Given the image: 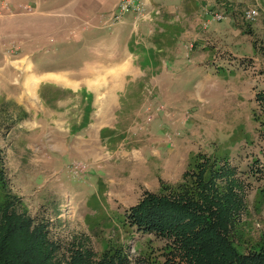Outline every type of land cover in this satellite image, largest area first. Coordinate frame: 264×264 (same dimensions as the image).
<instances>
[{"label": "rangeland", "instance_id": "rangeland-1", "mask_svg": "<svg viewBox=\"0 0 264 264\" xmlns=\"http://www.w3.org/2000/svg\"><path fill=\"white\" fill-rule=\"evenodd\" d=\"M252 9L257 14L250 20L246 14ZM244 14L249 26L262 16L257 7L248 9ZM3 19L6 18H0V25L7 26L11 32L7 34L8 43L5 45L9 50L4 63L0 65L7 66L4 70L0 68V122L4 121L0 132V201H4L8 191L21 197L23 207L48 224L50 237L59 244L58 258L66 259L74 247H83L97 255L117 251L118 255L129 259L131 264H149L152 261L164 264L163 260L169 256L165 242L159 235L149 236V233L132 228L125 212L146 191L160 193L164 187L177 193V188L185 182V173L189 170L192 175L189 177L187 191L196 195L200 169L207 178L217 169L226 172L217 178V186L224 191L230 185L243 199L242 211L233 215L236 225L232 234L237 247L242 252L264 248V77L261 78L264 75V34L262 37H254L255 46L249 51L244 47L246 33H238L242 29L241 21L233 19L231 24H227L225 18L210 22L211 17L205 15L193 21H176L172 23L173 27L180 26V30H190L198 35L194 39L184 34H171L170 48H184L180 43H186L187 50L172 51L168 48L169 53L165 56L157 55L159 65L156 74H160L159 82L154 84L148 78L146 81L142 77L135 78L132 69L125 70L123 86L113 92L110 80L104 86H87L78 81L73 87L62 85L64 83L61 81L56 82L54 76H38L36 80L32 57L21 54L22 44L17 42L22 35L20 25L34 27L35 18L26 17L22 23L20 19ZM223 29L225 32H217ZM199 33L208 38V43H202L204 37H199ZM155 40L163 45V38L156 37ZM209 44L217 47L216 55L220 58V69L210 62L214 66L209 72L217 81L213 97H244L240 102V114L225 118L227 121L243 120L245 126L235 132L233 130L237 122L235 125L231 123L230 126L218 127L215 131L206 130L201 141L207 148L200 153L199 136H192L194 146L189 144L187 154L182 153V157L185 154L188 156L189 164L181 178L179 175L170 177L178 170L173 168L171 173L166 164L162 165L158 153L155 154V160L148 162L142 157V148L147 146L144 142L152 143V136L146 139L145 135L152 134L151 125L155 123L153 112L145 116L142 113L139 123L136 121V125L141 128L139 136L132 139L128 134L131 141L124 147L129 150L133 148L136 153L133 163L127 167L129 169L123 166V162L127 163L128 160L113 158L116 151L101 145L98 150L91 146L95 144L80 141H87V135L83 139L79 136L70 139L65 135L57 136L58 130L69 131L68 111L71 107L67 106L66 110L51 109L55 107L50 104L52 98L199 96V79L205 78L207 74L205 70H199V66L190 63L199 57L200 49ZM0 51L6 52L4 48ZM175 52H183L184 59L175 61ZM3 56L1 53L0 58ZM61 57L63 59L56 58L53 62L46 59L41 61L37 69H62L71 65L70 56ZM205 97L209 95L205 93ZM73 100L69 98L71 104ZM171 108L169 105L168 112ZM157 109L167 111V106L160 104ZM14 117L19 120L18 123ZM124 117V130L128 132L129 124L135 116ZM158 117L165 123L163 113L158 114ZM42 119L47 123L45 130L39 126ZM229 131L230 136L227 134ZM98 133L99 128L94 126L91 138L95 139V143L99 140ZM210 150L216 154L224 150L222 152L226 155L209 154ZM64 158L67 161L62 163ZM159 161L160 164L156 165Z\"/></svg>", "mask_w": 264, "mask_h": 264}, {"label": "crops", "instance_id": "crops-1", "mask_svg": "<svg viewBox=\"0 0 264 264\" xmlns=\"http://www.w3.org/2000/svg\"><path fill=\"white\" fill-rule=\"evenodd\" d=\"M142 1L146 5L145 14L139 15L135 11H128L123 14L120 20L112 21L111 13L119 0H0V18H6L3 20L20 19L21 23L26 17L35 18L34 27L20 25L22 35L17 42L22 44L21 54L31 55L32 70L35 71L34 78H37L36 80L39 79L38 76H54L56 82L61 81L64 83L62 85L70 87L77 85L75 83L78 81L84 82L82 85L87 86H104L110 80L113 92L117 91L121 85L123 86L122 76L124 77L125 70L132 69V75L134 74L135 78L142 77L145 81L148 78L154 84L159 82L160 74H156L159 65L157 55L165 56L169 53L168 48L172 51H182L184 48L187 50L186 43L185 45L180 43L184 48L181 46L170 48L171 34H184L194 39L198 35L193 34L190 30H180V26L175 25L173 27L172 23L176 21H193L203 15L211 17L210 22L222 21L225 18L227 24H231L233 19L238 22L241 21L242 29L238 33L239 35H241V31L246 33L244 47L246 46L249 51H252V47L255 46L254 37L257 35L262 37L264 34V0ZM252 7L259 8L262 16L252 21L249 26L247 21L245 22L244 13ZM217 12L223 14L221 20L214 17V13ZM6 27L0 25V50L2 48L6 50L4 53L0 51V57L1 53L4 55L0 58V65L4 63L6 53L9 50V47L5 45L8 43L6 42L8 40L7 34L11 31ZM217 32L223 33L225 31L223 29V31ZM200 36L203 34L199 33ZM9 37L17 36L10 35ZM156 37L164 39L163 45L155 40ZM203 37L202 43H208V38ZM217 53L215 46L210 45L201 48L199 57L190 63L196 67L199 66V70H205L207 74L205 78L199 79V96L67 97V100L66 97L52 98L50 104H54L55 107L51 109L66 110L67 106L68 108L71 107L68 111L70 114L68 116L69 131L58 130L56 131L57 136L65 135L69 136V139L72 136H79L83 139L87 135L86 138H89L86 139L87 141L81 139L80 141L95 144L91 146L97 147L98 150L100 149L99 145H101L105 146L106 149L116 151L113 158L128 160L127 163L123 162V166L125 169H129L127 167L133 163L132 159L135 158L136 153L133 148L129 150L124 147L131 141L128 134L132 139L139 136L141 128L136 125V121L139 123L142 113L145 116L153 112L155 123L151 125L153 126L151 128L152 134L145 135L146 139L152 136V143L144 142L147 146L142 148V157L148 162L155 160V154L158 153L162 165L166 164L171 173L173 168L175 171L178 170L170 177L174 178L179 175L181 178L189 164L186 155L187 147L189 144L194 146L192 136H199L200 153L206 151L205 148H207L201 141L206 130L215 131L218 127L235 125L237 122V126L235 125L233 130L235 132V130L245 126L243 120L239 122L233 119L227 121L225 118L226 116L231 117L233 114H240L242 110L240 102L244 100V97H213L214 91L216 92L217 89V81L213 79L209 71L214 65H218L216 67L220 69V58L216 55ZM61 55L70 56L69 60L72 63L67 68L50 69L42 67L37 69L41 61L46 59L53 62L56 58L61 60L63 59ZM175 55H177L174 58L175 61L185 57L183 52ZM6 67L0 66L3 70ZM116 70L117 73H115ZM51 84L56 86L55 83ZM62 85L57 86L65 88ZM243 91L246 92V88ZM205 93L209 97H205ZM69 98L74 99L73 104ZM160 104H166L167 111L158 110L157 107ZM168 104L173 108L170 112H168ZM129 105L130 107L127 109ZM160 113L164 114L165 123L161 122L162 120L158 117ZM125 115L126 118L135 116V119H132L129 124L131 126L128 128V132L124 130L123 118ZM148 119L150 120V117ZM20 125L19 123L18 126L20 127ZM46 125V121L42 119L39 126L45 130L47 129ZM51 125L54 126L52 123ZM94 126L99 128V140L96 141L98 143H95L93 141L95 139L91 138ZM227 134L230 136L231 131ZM247 140L246 142H249ZM156 150L158 151L156 152ZM222 151L224 150L216 154L210 150L209 154L215 153L217 156H225L226 154ZM183 152H186L184 157H182ZM50 156L52 157V154ZM62 160V163L67 161L65 158ZM160 161L156 165H159ZM143 165L141 162V166ZM161 180L163 181V179Z\"/></svg>", "mask_w": 264, "mask_h": 264}, {"label": "trees", "instance_id": "trees-1", "mask_svg": "<svg viewBox=\"0 0 264 264\" xmlns=\"http://www.w3.org/2000/svg\"><path fill=\"white\" fill-rule=\"evenodd\" d=\"M3 126L4 121L0 132ZM199 171L196 195L187 191L189 170L177 193L164 187L160 193L146 191L126 210L129 225L161 237L169 250L164 264H264V248L242 252L234 242L233 215L242 211L244 202L232 186L224 191L217 186V178L226 172L217 169L207 178ZM58 247L48 224L24 208L21 197L8 191L0 201V264H131L117 251L97 255L83 247H74L69 257L61 259Z\"/></svg>", "mask_w": 264, "mask_h": 264}, {"label": "built area", "instance_id": "built-area-1", "mask_svg": "<svg viewBox=\"0 0 264 264\" xmlns=\"http://www.w3.org/2000/svg\"><path fill=\"white\" fill-rule=\"evenodd\" d=\"M128 11H135L139 15H143L146 12V5L142 0H119L114 11L111 13V20H120L123 14ZM255 14H257L255 9L247 12V19H254ZM214 17L218 20H221L223 18V14L220 12L214 13Z\"/></svg>", "mask_w": 264, "mask_h": 264}]
</instances>
